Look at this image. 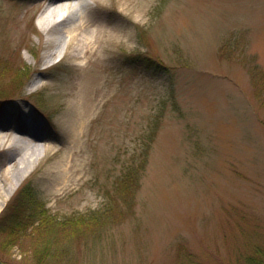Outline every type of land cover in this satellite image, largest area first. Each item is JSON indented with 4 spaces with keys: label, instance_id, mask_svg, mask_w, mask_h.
<instances>
[{
    "label": "rangeland",
    "instance_id": "rangeland-1",
    "mask_svg": "<svg viewBox=\"0 0 264 264\" xmlns=\"http://www.w3.org/2000/svg\"><path fill=\"white\" fill-rule=\"evenodd\" d=\"M62 1L0 0V264H248L264 0ZM40 207L55 217L11 229Z\"/></svg>",
    "mask_w": 264,
    "mask_h": 264
},
{
    "label": "trees",
    "instance_id": "trees-1",
    "mask_svg": "<svg viewBox=\"0 0 264 264\" xmlns=\"http://www.w3.org/2000/svg\"><path fill=\"white\" fill-rule=\"evenodd\" d=\"M234 37H236V36L234 35ZM236 39L235 38L232 39L231 42L233 43L234 40H236ZM242 43H243V41H242ZM221 49H222L223 53L225 50H227V48L225 46H223ZM134 172L135 171H133L131 165L127 166L126 173L123 175L122 178H119L115 184V188H117L118 191L120 190V192H122V194L124 195V198H123L124 200L125 199L128 200L129 198H131V195H129V193L127 195L126 192H129V191L135 192L136 188L138 187L137 183H139V180H138V177L134 174ZM31 191H32L31 188H28V187L24 188V192H27L29 196L32 195ZM109 207H110L109 205L106 206V208H108V210H110ZM95 212L92 211L90 213H91V215H93V214H95ZM52 217H55V216L48 214L45 207H40L36 211L34 218H31L30 216H28V217H24V219H23L22 216L17 215L15 217L17 222H15L14 224L11 225V229H21V228H24V230L31 229L32 227H35L34 224H37V223L43 224L45 222H49L50 218H52ZM104 217H105L104 214H100V217L97 220L103 221ZM0 219H3V218H0ZM70 219H72V218H70ZM5 220L7 223H9L11 218L9 219V216H5ZM64 222H69V219L65 220ZM10 224H7V225H10ZM94 224H96V223H94ZM3 231L7 232V230H5V229ZM247 263L248 264H264V249L263 248L261 249L258 246V248H256V250H254L250 256H248Z\"/></svg>",
    "mask_w": 264,
    "mask_h": 264
},
{
    "label": "bare ground",
    "instance_id": "bare-ground-1",
    "mask_svg": "<svg viewBox=\"0 0 264 264\" xmlns=\"http://www.w3.org/2000/svg\"><path fill=\"white\" fill-rule=\"evenodd\" d=\"M74 1H77V0H74ZM75 5L76 4H73V0H67V1L64 0L62 2L57 3L56 10H58V11L59 10L69 11V10H72L73 8H75ZM53 13H56V11L53 10ZM41 22H42L43 27L47 28V25L49 23L48 17L46 15H41ZM22 178L23 177H21L20 179H17L15 182H12L10 190H9V194H7L5 196V199H6V197H8V195H11L17 189V187L21 184V182L23 180ZM0 207H2V206H0Z\"/></svg>",
    "mask_w": 264,
    "mask_h": 264
}]
</instances>
